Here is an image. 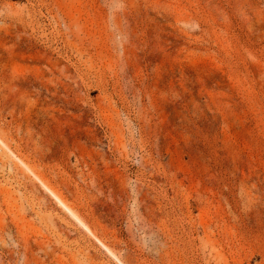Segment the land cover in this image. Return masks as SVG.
Masks as SVG:
<instances>
[{
    "label": "rangeland",
    "instance_id": "obj_1",
    "mask_svg": "<svg viewBox=\"0 0 264 264\" xmlns=\"http://www.w3.org/2000/svg\"><path fill=\"white\" fill-rule=\"evenodd\" d=\"M0 264H264V0H0Z\"/></svg>",
    "mask_w": 264,
    "mask_h": 264
}]
</instances>
